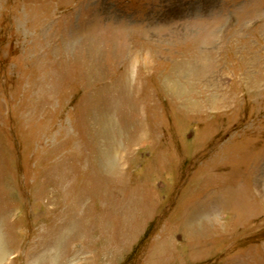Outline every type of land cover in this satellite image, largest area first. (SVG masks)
Instances as JSON below:
<instances>
[{"label":"rangeland","instance_id":"374dc122","mask_svg":"<svg viewBox=\"0 0 264 264\" xmlns=\"http://www.w3.org/2000/svg\"><path fill=\"white\" fill-rule=\"evenodd\" d=\"M0 264H264V0H0Z\"/></svg>","mask_w":264,"mask_h":264},{"label":"bare ground","instance_id":"6f19581e","mask_svg":"<svg viewBox=\"0 0 264 264\" xmlns=\"http://www.w3.org/2000/svg\"><path fill=\"white\" fill-rule=\"evenodd\" d=\"M1 255H2V254L0 253V261H1V257H2Z\"/></svg>","mask_w":264,"mask_h":264}]
</instances>
